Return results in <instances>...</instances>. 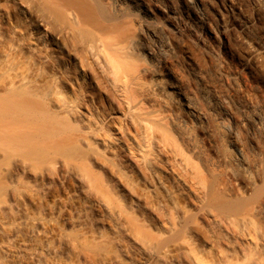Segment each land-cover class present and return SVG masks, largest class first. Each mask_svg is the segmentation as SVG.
<instances>
[{
  "label": "rangeland",
  "instance_id": "rangeland-1",
  "mask_svg": "<svg viewBox=\"0 0 264 264\" xmlns=\"http://www.w3.org/2000/svg\"><path fill=\"white\" fill-rule=\"evenodd\" d=\"M205 2L232 23L222 0ZM42 4L0 0V264H139L152 245L173 247L152 264H254L261 238L236 237L219 208L198 212L194 176L122 115L84 36ZM36 15L46 28L28 30ZM229 35L242 56L253 48Z\"/></svg>",
  "mask_w": 264,
  "mask_h": 264
},
{
  "label": "bare ground",
  "instance_id": "bare-ground-1",
  "mask_svg": "<svg viewBox=\"0 0 264 264\" xmlns=\"http://www.w3.org/2000/svg\"><path fill=\"white\" fill-rule=\"evenodd\" d=\"M32 1L60 12L84 36L119 92L122 115L196 179L205 202L198 212L219 208L236 237L264 245V0H247L245 13L236 0H222L232 10L230 24L218 23L205 0H99L107 15L96 0ZM46 26L36 15L28 30ZM230 31L252 44L245 56L231 47ZM150 247L139 264L172 252L170 245ZM253 262L264 264V255Z\"/></svg>",
  "mask_w": 264,
  "mask_h": 264
}]
</instances>
